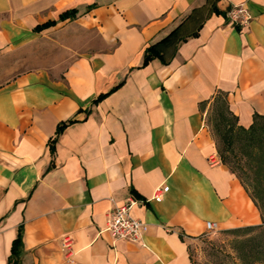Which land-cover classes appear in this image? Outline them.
Segmentation results:
<instances>
[{
  "label": "crops",
  "instance_id": "1",
  "mask_svg": "<svg viewBox=\"0 0 264 264\" xmlns=\"http://www.w3.org/2000/svg\"><path fill=\"white\" fill-rule=\"evenodd\" d=\"M241 2L243 26L226 15ZM219 94L241 125L264 116V0H0V264L19 227V264H195L206 220L261 223L211 159ZM129 196L138 240L106 229Z\"/></svg>",
  "mask_w": 264,
  "mask_h": 264
},
{
  "label": "trees",
  "instance_id": "2",
  "mask_svg": "<svg viewBox=\"0 0 264 264\" xmlns=\"http://www.w3.org/2000/svg\"><path fill=\"white\" fill-rule=\"evenodd\" d=\"M75 14L74 8H68L59 13V17L73 16ZM55 20H48L38 27L48 26L54 23ZM159 55V51L155 48L154 45H149L145 49L144 60ZM211 111L214 112V126L216 127L222 142L223 148H217L218 153L225 163H227V157L225 151L228 147L232 148L235 137L239 136L242 139L247 141L249 147V160L247 161L248 168L243 167V172L247 171L251 176V184L254 188L253 195L255 196L259 208L261 211L262 222L255 225H248L244 227H236L228 229L226 231H237L244 229L245 231L258 230L259 232L255 233L250 241L252 243L248 245V248L244 249L240 247L241 251L239 252L240 258L245 264H252L253 262L264 261V116L258 113L253 114L252 121L249 125L244 126L237 122V117L231 112L228 108L226 99L223 95H217L210 107ZM70 121H63L58 124L56 128V133L60 132L65 124ZM55 137L51 139L54 142ZM255 149V150H254ZM228 164V163H227ZM231 169H235L230 165ZM236 172V171H235ZM246 173V172H245ZM262 237V239H260ZM260 237V238H259ZM243 238L242 243L245 242ZM260 239V240H259ZM240 241V242H241ZM249 242V241H248ZM241 243V244H242ZM240 244V245H241ZM21 252V229L16 237L13 239L11 244V250L7 258L8 264H19Z\"/></svg>",
  "mask_w": 264,
  "mask_h": 264
},
{
  "label": "rangeland",
  "instance_id": "3",
  "mask_svg": "<svg viewBox=\"0 0 264 264\" xmlns=\"http://www.w3.org/2000/svg\"><path fill=\"white\" fill-rule=\"evenodd\" d=\"M213 115L214 112L210 109L208 119L216 140L217 148H223V142L217 130H215L216 127L214 126L215 122ZM248 147L247 141L245 142V139L237 136L234 139L232 148L228 147L225 153L228 165H231L235 169L236 173L243 179L251 192L254 193V188L251 184L252 173L250 172L249 176L247 171H245V173L242 169L243 167L248 168L247 161H250ZM257 232L259 231H245L244 229L237 231L214 230L207 232L202 242L193 245L192 254L195 264H245L240 258V247L247 249L248 245L253 242V240L250 241V238ZM262 237L263 236L259 238L262 239ZM243 238L246 239H244L245 242L242 243L241 240ZM252 264H264V261L253 262Z\"/></svg>",
  "mask_w": 264,
  "mask_h": 264
},
{
  "label": "built area",
  "instance_id": "4",
  "mask_svg": "<svg viewBox=\"0 0 264 264\" xmlns=\"http://www.w3.org/2000/svg\"><path fill=\"white\" fill-rule=\"evenodd\" d=\"M226 15L233 24L240 26L246 25L252 18V13L243 2L230 5L226 10ZM211 159L212 162H219L221 157L218 153H214L211 155ZM160 190L161 188L157 187L154 195L157 196ZM135 202L136 200L129 196L107 213L106 229L110 230L116 237L130 240L141 238L145 223L131 213V207ZM206 227L208 232L214 231L217 224L215 221L206 220ZM61 242L65 256L70 259L75 252L72 236L70 234L63 235Z\"/></svg>",
  "mask_w": 264,
  "mask_h": 264
}]
</instances>
